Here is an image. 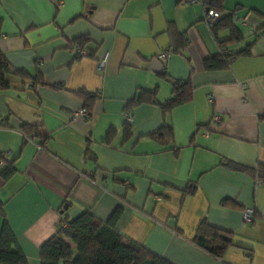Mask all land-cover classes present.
I'll list each match as a JSON object with an SVG mask.
<instances>
[{"label": "crops", "instance_id": "crops-1", "mask_svg": "<svg viewBox=\"0 0 264 264\" xmlns=\"http://www.w3.org/2000/svg\"><path fill=\"white\" fill-rule=\"evenodd\" d=\"M211 3L0 0V52L12 71L0 78V172L14 169L7 180L0 173V229L5 220L28 264H40V245L64 217L88 211L104 222L116 208V230L172 264H264V180L224 164L264 166V0H222L214 31ZM170 26L186 44L161 60ZM79 37L91 55L68 47ZM244 49L222 69L203 66ZM168 78L188 81L192 97L164 111ZM142 91L157 104L137 105L127 123L126 104ZM86 105L87 118H74ZM164 126L171 140L149 137ZM203 219L231 244L209 239L210 254L193 243Z\"/></svg>", "mask_w": 264, "mask_h": 264}, {"label": "trees", "instance_id": "trees-1", "mask_svg": "<svg viewBox=\"0 0 264 264\" xmlns=\"http://www.w3.org/2000/svg\"><path fill=\"white\" fill-rule=\"evenodd\" d=\"M210 8H214L218 12L222 8V0H212V3L208 5V9L214 10ZM217 21L210 24L213 31V25ZM168 30L170 33V48L167 50L170 53L181 52L186 44L184 34L171 26ZM260 30L264 31V25H262ZM87 41L86 37H79L70 41L68 47L72 50L76 48L83 49ZM89 54L91 55L92 52H87V55ZM247 54L248 49H244L234 54L210 56L204 59L203 66L208 70L222 69L228 66L234 57ZM8 72L12 71L0 52V78ZM13 73L22 78L26 76L21 71L15 70ZM168 82L171 85V96L165 104L161 105L164 111H169L174 106L188 102L192 97V86L188 81L181 82L168 78ZM78 94L88 104L94 99V95L86 90H80ZM143 103L157 104L156 92L142 91L127 102L124 112L131 114L137 105ZM88 107L89 105L85 107L87 114ZM22 129L25 135L32 134L35 137H39L38 143L42 146L49 138L48 135L41 134L37 127L33 125H24ZM149 137L165 143L167 140L172 139L170 127L164 126ZM0 160L4 162L3 155H0ZM224 164L233 170L256 175L258 181L264 180V166L250 168L231 161H225ZM0 173L4 180L9 179L14 174L12 163L6 164ZM188 192H192V189L189 188ZM228 201L230 200L223 199L222 203L225 204ZM119 216L120 209L116 208L104 222L97 221L88 211H84L72 219L64 217L57 226L56 232L40 245V264H172L118 232L116 223ZM201 238H204L203 241H199ZM212 238L222 242L224 247L231 244L229 232L216 228L203 219L198 224L191 241L208 253L214 254L209 243V239ZM0 264H28L27 258L19 249L16 238L5 220L0 229Z\"/></svg>", "mask_w": 264, "mask_h": 264}, {"label": "built area", "instance_id": "built-area-1", "mask_svg": "<svg viewBox=\"0 0 264 264\" xmlns=\"http://www.w3.org/2000/svg\"><path fill=\"white\" fill-rule=\"evenodd\" d=\"M197 0H187V2H190V3H194L196 2ZM220 18V15L218 12L214 11V10H207L206 11V20L208 21L209 24H212L214 23L215 21H217L218 19ZM76 53L79 54V55H86L87 52L83 49H78L76 48L75 49ZM170 55V51L168 50H164L162 52H160L157 57L161 60H166ZM103 66V62H101L99 64V67L102 68ZM125 120L127 123H131L132 122V115L131 114H127L125 113ZM73 117L74 118H80V119H86L87 118V111L85 109V107H81L80 109L76 110L73 112ZM219 120L218 117H214V122H217ZM0 164H1V160H0ZM260 183V182H258ZM252 209L248 208V209H245L244 212H243V220L244 221H249L251 219V216H252Z\"/></svg>", "mask_w": 264, "mask_h": 264}, {"label": "water", "instance_id": "water-1", "mask_svg": "<svg viewBox=\"0 0 264 264\" xmlns=\"http://www.w3.org/2000/svg\"><path fill=\"white\" fill-rule=\"evenodd\" d=\"M64 208H65V206H64Z\"/></svg>", "mask_w": 264, "mask_h": 264}]
</instances>
